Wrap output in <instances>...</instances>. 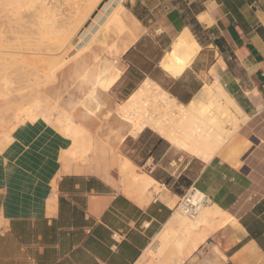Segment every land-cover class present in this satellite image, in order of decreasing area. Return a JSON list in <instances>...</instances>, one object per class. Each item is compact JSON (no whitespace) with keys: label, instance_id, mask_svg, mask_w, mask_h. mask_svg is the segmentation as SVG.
<instances>
[{"label":"crops","instance_id":"obj_1","mask_svg":"<svg viewBox=\"0 0 264 264\" xmlns=\"http://www.w3.org/2000/svg\"><path fill=\"white\" fill-rule=\"evenodd\" d=\"M109 9L99 21L118 15L126 30L113 29V54L101 56L118 71L100 90L107 104L145 81L182 105L220 83L239 126L209 161L149 127L126 131L117 144L124 192L116 178L66 162L72 141L53 126H20L0 161V264H264V0H119ZM185 32L198 51L183 66L167 56ZM123 162L158 184L145 204L128 192ZM192 189L227 221L182 232L177 205ZM169 227L176 234L157 255Z\"/></svg>","mask_w":264,"mask_h":264},{"label":"rangeland","instance_id":"obj_2","mask_svg":"<svg viewBox=\"0 0 264 264\" xmlns=\"http://www.w3.org/2000/svg\"><path fill=\"white\" fill-rule=\"evenodd\" d=\"M117 1L119 0H100L89 16L83 21L82 25L79 26L80 28H76L80 18L88 11L89 3L92 0H54V3L51 2L52 4L50 3L49 5H56V2L63 4L61 6L57 3V7L61 10L58 13L54 11V18L61 23L66 22L64 27L66 29L62 34L58 32L61 36L58 35L57 38L55 37L56 34H53L54 37L51 41H40L38 35L34 34L37 26L33 23L35 19H31L32 22H27V18L32 14L33 9L18 5L17 2L12 0H0L1 25L7 24L10 19V22H18L22 19L20 21L25 23L24 28L16 34L10 31L4 33L5 38H7L5 39V44L10 46L8 50L13 49L18 51V53L10 56L9 65L6 68L4 66L6 71H8L4 72V70L2 72L4 74L3 77L0 72V91H2L1 93L9 91L7 93L4 92L5 94L0 93V110L6 107L9 108L6 114H0V161H2L1 155L3 150L14 140V131L27 123L39 121L53 126L60 133L71 139L72 145L70 148L72 149L74 145L76 148L75 154L79 156L75 154L70 155L67 152L66 162L89 172L100 173L112 179L116 178L118 188L124 192L126 187L125 179L118 172V164L123 160V157L118 150L117 144L126 131L130 129L132 131V125L117 113L118 107L124 101L107 104L99 87L96 88L93 95L90 94L96 80L95 72L109 62H102L101 56L113 54V46H108L105 43L109 38L108 34L112 33L113 30L108 31V36H101L108 22L105 21V23L102 20L108 18L109 12L112 11L109 9L105 14V10L109 6L111 8L113 2ZM64 13L65 15H63ZM99 18H102V20L99 21ZM1 25L0 27L2 28ZM124 30L122 29L120 33L124 32ZM85 37H90V40L87 42ZM29 43L38 45L40 51H43L41 49H43L46 43H49L51 47L48 53L43 54V56L41 55V58L37 61L32 53L23 52L25 51V45ZM31 61L34 63H31ZM84 63L87 65L85 66L86 69ZM109 63L111 65L112 62ZM81 64L83 67H80ZM76 65L79 66L76 67ZM88 66L89 68H87ZM0 67L2 70V66ZM31 68L38 70V72L33 71ZM29 69L32 70L31 74ZM19 72L21 73L19 74ZM33 72L36 74L34 75ZM8 75L9 77L11 75L13 77L9 78ZM21 78L24 81H21ZM25 78L30 81L26 82ZM34 78L35 81L33 80ZM88 81L90 82L89 84ZM89 86L90 90H88ZM82 87L83 89L80 90ZM80 93L83 94V97ZM80 97L84 98V101ZM28 108L30 109V113L26 111ZM16 113H19V116H16ZM19 117L25 119V121H19L21 120ZM235 117L237 118L236 115ZM237 120L240 123V119L237 118ZM70 121L78 123L79 129H81L78 134L79 137L75 140L73 136L65 133V127H67ZM225 127L228 128L229 124H226ZM84 133L86 136L83 137L87 139L82 138L81 135H84ZM81 138L84 140L81 141ZM86 140H89L86 143L87 145L85 144ZM84 145L86 146L84 147ZM136 171L138 172V170ZM180 200L177 205V214L183 216V218L192 220L193 218L180 211Z\"/></svg>","mask_w":264,"mask_h":264},{"label":"bare ground","instance_id":"obj_3","mask_svg":"<svg viewBox=\"0 0 264 264\" xmlns=\"http://www.w3.org/2000/svg\"><path fill=\"white\" fill-rule=\"evenodd\" d=\"M12 1L17 2L18 5H22L24 7L25 6L30 7L33 9V12L31 11L32 14H30L29 17L27 18L28 19L27 22H29V21L32 22L31 19H33V18L35 19V21H33V23L36 24L37 26L35 28L36 33L34 32V34L38 35V38L40 39V41H43V40L44 41H51L54 37L53 34H56L55 37L57 38L58 35H60V33L62 34V32L66 29V28H64L66 25L65 24L66 22L61 23L59 20L56 21V19L54 18L55 17L54 11H56L58 13V11L61 10L59 7H57L58 2H56V5H54V4L49 5L54 0H12ZM99 1L100 0H92V2L89 3L90 6L88 5L89 8L87 7L88 11H86L85 14L80 18L76 28L82 25L83 21L89 16V14L92 12V10L97 6ZM38 3H39V5H37ZM12 4H14V3H12ZM58 5L62 6L63 4L58 3ZM15 6H17V5H15ZM61 13H63V12H61ZM113 14H115V13H113ZM63 15H65V13ZM117 16L108 20L106 27L104 28L101 36H106L108 31H110V30L112 31L113 29L118 31L117 33H120L122 29L124 30V28H125L123 26L124 23L122 24V22L120 20L121 18L119 17L120 18L119 19V18H117ZM21 17H22V15H21ZM10 20L9 21L7 20L8 21L7 24L6 23L4 25L0 24L2 26V28L0 27L1 28V30H0V66H2V70L0 69L1 70L0 72L2 74V77L4 76V74L2 72L4 70H5L4 72L8 71V70L6 71L5 68L10 63V58H11L10 56L18 53V51L13 50V49L8 50V47L10 48V46H7L8 44H5V39H7V38H5L4 33L10 31V32H13L16 34L18 31L23 29L25 26V23L20 21L22 19H20L18 22H12V21L10 22ZM76 28H75V30H76ZM58 32H60V33H58ZM128 37L130 39V35ZM115 38H117V37H115ZM129 39H127V41ZM11 40H13V39H11ZM131 40H132V38H131ZM108 41H109V38H108ZM117 41H118V39H117ZM128 42H127V44H128ZM110 43H112V41ZM119 43L117 44L118 46H119ZM122 43H123V41H122ZM122 43H121V47H123ZM35 45L36 44H34V43L26 44L24 47L25 51H23V52L24 53L25 52L32 53L33 57H35V60L38 61L39 58H41V55L43 56V54L48 53V50L50 49L51 46L49 43H46V45L43 46V49H41L43 51H40L38 45H36V46ZM117 48H119V47H117ZM197 49H198V46L195 44V42L192 38V35L190 33L185 32V34L181 35V37L177 41H175L174 45L172 46L171 52L167 56V60L172 62V63L176 62V64H180L183 66L185 64L187 65L190 62V60L192 59V57H194L193 55L196 54L195 52L198 51ZM41 52H44V53H41ZM119 53H121V52H119ZM81 59H82V57H81ZM79 60H80V58H79ZM91 61H92V59H91ZM31 63H34V62L31 61ZM79 65H76V67ZM97 65H98V63H97ZM170 65H172V64H170ZM4 66H5V68H4ZM85 66H87V65H85V63H84V67ZM10 67H12V66H10ZM80 67H83L82 64ZM172 67H173V69H176V67H174V66H172ZM178 67H179V65H178ZM87 68H89V66ZM31 69L35 72H38V70H36V69H33V68H31ZM31 69H29L30 74L32 72ZM85 69H86V67H85ZM92 70H93V68H92ZM17 71H19V70H17ZM20 73L21 72H19V74ZM95 73H96V75H95L96 80H95V83L93 84V86L91 88V93H90L91 95H93L95 93L96 88H98V87L100 89L107 91V89L110 88V86L115 82L116 78L118 77V71L116 69H114L110 65L109 62H107L103 66V68L99 69ZM33 74H34V72H33ZM8 77H9V75H8ZM89 77H91V76H89ZM23 79H24V77H23ZM23 79L21 78V81ZM84 79H85V77H84ZM33 80L35 81V78ZM218 80H219V78L217 79V81ZM28 81H30V80L26 79V82H28ZM31 81H32V79H31ZM8 82H9V80H8ZM17 82H18V80H17ZM83 82H85V81H83ZM89 83L90 82L88 81V84ZM211 84L212 85H206L205 84V86L201 89V91L195 96V98L189 104L182 105V104L177 103L174 98L170 97L166 92L162 91L157 85L151 83L150 81H145L134 93H132L128 97V99L126 101H124L120 104V106L118 107L117 113H119V115L122 118H124V120H127V122L132 125V132L133 133L138 132L145 127H149L151 129H153L154 131H156L157 133H159L161 136L167 138L174 145H176L179 148L184 149L185 151L189 152L191 155L196 156V157H200V158L204 159L205 161H209L210 158L215 154L217 149L221 146V144L239 126V121L237 120V118L235 117L233 112L231 111V106H232L233 101L232 100L230 101L229 98H227L225 96L226 94H224V92H223L224 89L221 88L222 86L220 83H219L220 85L218 83H211ZM90 86H89L88 90H90ZM1 88H2V86H1ZM82 89H83V87L80 90H82ZM85 90H86V88H85ZM88 90H87V92H89ZM1 92L2 91H0V93ZM4 92H6V91H4ZM4 92L1 94H5ZM7 92H9V91H7ZM80 94H82V93H80ZM82 97H83V94H82ZM82 97H80V98H82ZM84 97H85V95H84ZM82 99L84 101V98H82ZM63 103H65V102H63ZM78 103H80V102H78ZM116 115L119 117L118 114H116ZM121 117H119V118H121ZM226 124H229L228 128L225 127ZM78 126H79L78 123L76 124V123H73L72 121L68 122L67 127H65V129H66L65 133L67 135L73 136V138L75 140L76 138L79 137L78 134L81 130V129H79ZM120 126H122V125H120ZM81 136H82V138H85L83 136H86V135L84 133V135L82 134ZM85 139H87V138H85ZM90 139H91V137H90ZM83 140L84 139H82L81 141H83ZM88 141L86 140L85 144L88 143ZM86 145H84V147ZM75 149L76 148L73 145L72 149L69 148L67 152L70 155H74ZM76 156H79V155L77 154ZM121 170H122L123 174H126V172H128L130 174V176L132 178V183L134 184V188H132V189H135V190L134 191L129 190L128 192H130L131 195H135V197L139 203L145 204L146 202H148L152 198L154 193H157L159 191L160 188H159L158 184L152 178H150L144 174H137V175L133 174L131 165L128 162H123L121 164ZM200 195L201 194L198 191L195 193H192L190 195L189 201L192 204L196 205L198 200L200 199ZM180 211H182V210L180 209ZM182 213H184V212L182 211ZM176 215L179 217L178 219H181V221H182L181 222V228L183 230L182 232H187L190 229H196L200 226H208V225H211L212 223H214L215 226H220L225 221H227V219H228V217L225 216L224 212H222L221 210L217 209L216 207L210 206L208 204L199 207V211H198L197 215L195 217H193L192 220L188 219V218H183V216H180L179 214H177V212H176ZM168 229L170 230L171 228L169 227ZM171 230L170 231L164 230L158 235L157 239L161 242V248L158 250L157 255H160L163 252V250L167 247V244L169 243V241L176 234L175 231L173 232Z\"/></svg>","mask_w":264,"mask_h":264},{"label":"built area","instance_id":"obj_4","mask_svg":"<svg viewBox=\"0 0 264 264\" xmlns=\"http://www.w3.org/2000/svg\"><path fill=\"white\" fill-rule=\"evenodd\" d=\"M197 192V190L195 189H192L188 192H186L181 200H180V203H179V207L180 209L186 214L188 215L189 217L193 218L197 215L198 211H199V207L205 205L207 203V198L205 197L204 194L199 193L201 194L200 195V199L198 200L197 204H192L190 201H189V198H190V195L192 193H195Z\"/></svg>","mask_w":264,"mask_h":264}]
</instances>
